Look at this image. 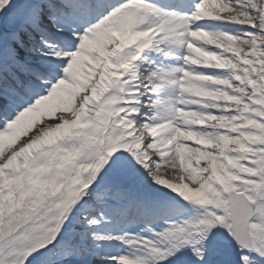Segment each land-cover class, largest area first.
<instances>
[{
	"label": "snow or ice",
	"instance_id": "1",
	"mask_svg": "<svg viewBox=\"0 0 264 264\" xmlns=\"http://www.w3.org/2000/svg\"><path fill=\"white\" fill-rule=\"evenodd\" d=\"M0 264H264V0H0Z\"/></svg>",
	"mask_w": 264,
	"mask_h": 264
}]
</instances>
